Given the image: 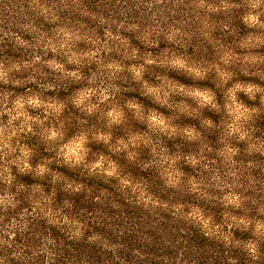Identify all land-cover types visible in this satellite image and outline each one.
<instances>
[{"label":"trees","instance_id":"obj_1","mask_svg":"<svg viewBox=\"0 0 264 264\" xmlns=\"http://www.w3.org/2000/svg\"><path fill=\"white\" fill-rule=\"evenodd\" d=\"M219 3L0 0V264H264V104L224 83L264 86V29Z\"/></svg>","mask_w":264,"mask_h":264},{"label":"clouds","instance_id":"obj_2","mask_svg":"<svg viewBox=\"0 0 264 264\" xmlns=\"http://www.w3.org/2000/svg\"><path fill=\"white\" fill-rule=\"evenodd\" d=\"M205 0H200V4L204 5ZM247 3L249 4L250 9L252 10H258V11H249L247 14H245L242 17V21L243 23L249 27L250 29H255V28H260V29H264V20L261 19V16L264 15V0H247ZM239 7V5L233 3L230 4L228 3V0H220L219 5L213 6V5H208L207 6V10L209 12H216V13H220L222 11H228L229 9H233V8H237ZM176 35L175 32H173L172 34H170L167 39L169 40V42H172L174 39V36ZM261 43H264V41H262ZM153 46H158V45H153ZM242 48L245 47V45L242 43L240 45ZM39 59V58H37ZM149 64H153V63H157L154 60H147L146 61ZM247 62V61H245ZM259 63L264 64V61H260ZM186 62H183L180 59H172L170 61H167V66L171 67L174 70H183L184 72L190 74L193 78L195 79H202V77H200L199 72H189V69L186 68ZM57 68L61 67V65H56ZM0 68H2V66H0ZM262 70V69H261ZM264 71V70H262ZM255 73V69L254 70H249L248 72L243 73V75L245 76H253ZM4 75L5 73L3 71H0V81L7 83L8 81L4 80ZM140 74L137 73V76H139ZM235 75H231L229 76L225 81V86L227 91L231 92L232 95L229 97V101H231L232 103H235L238 107L236 108V111H229L228 109L230 108V104H226L225 106V112L229 117L234 118L235 120H239L242 116H244L245 113H255L258 109L257 107H250L247 104H245L242 100L238 99L237 97V93L241 92L243 93L245 96H247L249 101L255 102L257 101V93L260 94L259 96V103L260 104H264V86H262L261 84L258 83H231L234 80ZM234 90V91H233ZM182 91V89L180 90ZM206 91H211V89H206ZM179 93V92H176ZM188 98L192 99L195 104L197 106L200 107H218L219 106V102L216 99L215 93H213L212 96H206L204 95L203 91L201 90H197L195 91L194 94L188 95ZM203 98L207 103L201 105L200 104V99ZM29 106L34 107V108H39L41 107V103L37 100H33V99H29L26 102ZM49 107H51V105H49ZM57 112H59V109H57ZM237 113H239V115H237ZM154 121L156 120L155 117L152 118ZM156 123L158 124H163V121H156ZM57 132L53 131L51 133V136L49 137L50 139H55L57 138ZM240 140H246L247 139V135H241ZM87 144V138L84 136L80 137V142L76 143L75 148L71 149V153H75V159H72L70 155H65L63 157L64 162L70 165H79L81 163L84 162V156L81 155L80 153H84L86 155L88 149L85 147V145ZM77 150H79V152H77ZM238 151L237 150H233V154H235V152ZM61 152H63V149H61ZM29 153L25 152L24 155L27 156ZM193 165L196 163L195 160H193L191 162ZM29 168L31 167L30 165L28 166ZM47 171V169L44 166H40V175H43L45 172ZM4 199L0 198V204H4ZM231 203H235V201H229ZM237 207L239 206L238 204L236 205ZM65 222L67 221V217H65ZM243 223H245L244 221H242ZM247 224V223H245ZM251 250L254 252L255 251V246L252 245L250 246Z\"/></svg>","mask_w":264,"mask_h":264}]
</instances>
